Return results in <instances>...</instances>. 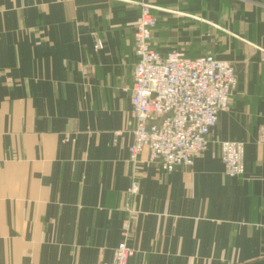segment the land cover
Instances as JSON below:
<instances>
[{
	"label": "crops",
	"instance_id": "obj_1",
	"mask_svg": "<svg viewBox=\"0 0 264 264\" xmlns=\"http://www.w3.org/2000/svg\"><path fill=\"white\" fill-rule=\"evenodd\" d=\"M141 2L159 54L238 79L206 152L172 173L129 152ZM223 142L245 145L241 178ZM126 228L129 264H264V0H0V264H113Z\"/></svg>",
	"mask_w": 264,
	"mask_h": 264
},
{
	"label": "built area",
	"instance_id": "obj_2",
	"mask_svg": "<svg viewBox=\"0 0 264 264\" xmlns=\"http://www.w3.org/2000/svg\"><path fill=\"white\" fill-rule=\"evenodd\" d=\"M141 14L133 36L138 59L133 72L131 119L134 123L130 157L133 162L148 153L149 162L164 172L192 168L211 141L221 113L228 110L237 89L235 66L213 56L190 59L179 52L163 57L152 46L156 19L152 7L139 3ZM95 48H103L95 39ZM225 175L241 178L245 173V145L220 144ZM138 193L134 182L131 196ZM128 211L131 213L130 208ZM114 251L113 264H129L135 251L129 246V228Z\"/></svg>",
	"mask_w": 264,
	"mask_h": 264
},
{
	"label": "rangeland",
	"instance_id": "obj_3",
	"mask_svg": "<svg viewBox=\"0 0 264 264\" xmlns=\"http://www.w3.org/2000/svg\"><path fill=\"white\" fill-rule=\"evenodd\" d=\"M151 7H152V10H151V12L153 11V6L152 5H150ZM152 15H153V13H152ZM157 22V21H156ZM136 25H137V23H136ZM155 29V28H154ZM135 30H136V28H135ZM152 33H153V31H152ZM230 64V63H229ZM232 65V64H231ZM234 66V65H233ZM238 80V79H237ZM205 153V152H204Z\"/></svg>",
	"mask_w": 264,
	"mask_h": 264
}]
</instances>
